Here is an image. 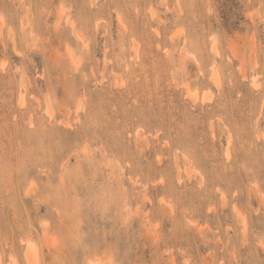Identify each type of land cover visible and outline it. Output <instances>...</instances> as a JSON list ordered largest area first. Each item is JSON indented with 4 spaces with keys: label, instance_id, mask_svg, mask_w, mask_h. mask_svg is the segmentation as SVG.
<instances>
[{
    "label": "rangeland",
    "instance_id": "374dc122",
    "mask_svg": "<svg viewBox=\"0 0 264 264\" xmlns=\"http://www.w3.org/2000/svg\"><path fill=\"white\" fill-rule=\"evenodd\" d=\"M89 262L264 264V0H0V264Z\"/></svg>",
    "mask_w": 264,
    "mask_h": 264
},
{
    "label": "bare ground",
    "instance_id": "6f19581e",
    "mask_svg": "<svg viewBox=\"0 0 264 264\" xmlns=\"http://www.w3.org/2000/svg\"><path fill=\"white\" fill-rule=\"evenodd\" d=\"M254 84H256V83L254 82ZM31 244H32V242H31L29 245H27V246H28V247H27V248H28V251H31V250L34 248V246H32ZM94 259H95V258H94ZM89 263H90V264H99V263H94V262H93V263H92V262H89Z\"/></svg>",
    "mask_w": 264,
    "mask_h": 264
}]
</instances>
